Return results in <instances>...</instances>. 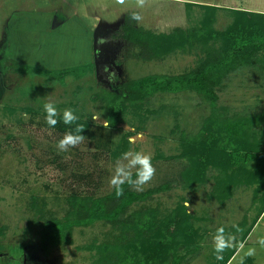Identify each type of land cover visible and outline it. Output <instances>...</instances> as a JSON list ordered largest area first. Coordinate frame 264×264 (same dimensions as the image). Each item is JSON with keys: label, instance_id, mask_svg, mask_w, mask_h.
Returning <instances> with one entry per match:
<instances>
[{"label": "rangeland", "instance_id": "1", "mask_svg": "<svg viewBox=\"0 0 264 264\" xmlns=\"http://www.w3.org/2000/svg\"><path fill=\"white\" fill-rule=\"evenodd\" d=\"M133 11L143 17L130 22L145 32L139 43L121 33ZM95 31L103 53L98 73ZM254 33L264 37V0H148L144 8L135 0H0V264H101L104 243L124 254L121 264L154 263L156 245L137 231L122 238L105 220L75 225L59 243L42 239L44 219H62L75 196L114 191L115 162L128 150L150 153L156 168L142 191L132 189H163L130 212L147 206L157 220L177 213L192 223L191 236L182 237L180 264H264V50L244 64L223 56L233 70L216 89V101L189 76L212 54L228 53L235 39ZM73 68L61 78L63 69ZM130 82L142 85V108L115 98ZM49 100L60 112L54 128L45 122ZM66 108L85 125L86 139L60 152L58 140L74 129L61 127ZM94 112L102 113L100 120L91 119ZM88 128L108 129L102 147ZM241 222H255L252 232L217 260L216 229L231 233ZM250 248L254 255H246Z\"/></svg>", "mask_w": 264, "mask_h": 264}, {"label": "trees", "instance_id": "2", "mask_svg": "<svg viewBox=\"0 0 264 264\" xmlns=\"http://www.w3.org/2000/svg\"><path fill=\"white\" fill-rule=\"evenodd\" d=\"M125 21V24L121 27L123 38L131 43H139L141 41V34L145 33L144 30L136 29L130 23V16L126 17ZM177 33L183 34V31L178 29ZM261 50H264V37L257 33L249 36L248 39H235L233 47L230 48L228 53L225 52L224 54L219 50L217 53L212 54L201 62L200 65L189 75L190 81L194 83V86L201 88L208 99L216 101L218 99L215 93L216 89L223 85V81L233 70V65H231V63L226 61L223 62V56L227 55L236 57V61L238 60L244 64L249 57L254 56ZM243 60L245 62H243ZM74 69L75 68L63 69L60 72L61 78L73 74ZM189 84L191 85L190 82ZM141 87L142 85L139 82L127 83L123 86V91L119 94L120 96H115V98L117 97L122 103L132 105L134 109L142 108L146 94L143 93ZM161 88L164 90V81L162 82ZM67 126L68 125H62L61 127L65 129ZM231 129L235 130L236 133L239 131L237 127H232ZM98 131L93 133L90 130L88 135L97 147H102L109 131L108 129H99ZM186 175H188L186 178L191 176V174ZM262 178L264 179L263 176ZM123 187L124 195L119 198L116 197L115 190L106 196L95 199L91 196H75L71 200L70 210L62 219L55 217L47 220L44 219V222L42 223V239L45 242L50 240L53 243H59L64 240L73 226L92 225L97 220H105L112 225L114 229L120 230V237L122 238H128L127 236L129 235L128 233L130 230L137 231L136 233L139 232V236L150 241L151 245H156V259L153 258L155 261L152 264H168L171 261L169 260L170 258L172 259L170 264H180L182 257L180 256L179 250L183 249L184 245L186 246V243L182 240L186 236H191L190 232L193 230L191 226L192 223H190L189 220L186 221L177 213L174 218L167 217L163 219L159 218L157 220L159 215L157 211H155L156 209H150L147 206H142L139 210L130 212V208L133 205L139 206L146 203L145 201H147L153 193H159L163 189L158 188L147 192L136 193L132 187L127 184ZM44 207L45 204H43V208ZM33 208L39 217L42 219L45 218L43 209L39 208L37 200L33 202ZM144 219L145 221H142ZM173 222L175 223L174 229L172 232H169L171 229L169 226L172 225ZM236 226L239 227L241 231L237 232L236 227H232L230 229L231 234H234L235 236L241 234V237L236 239V243L243 244L252 232L255 222L249 226L246 222H241ZM168 228L169 230H167ZM166 232L168 233L165 234ZM162 236H164V242L162 241ZM190 243H193L192 239ZM170 244L174 245L173 250L172 248H169ZM99 250L102 252L101 257L99 258L101 264H121L124 261V254H120L119 250L116 252V247L113 245L104 243V245L99 247ZM168 250L172 251L168 253ZM113 251H115V253ZM140 261L142 262V260Z\"/></svg>", "mask_w": 264, "mask_h": 264}, {"label": "clouds", "instance_id": "3", "mask_svg": "<svg viewBox=\"0 0 264 264\" xmlns=\"http://www.w3.org/2000/svg\"><path fill=\"white\" fill-rule=\"evenodd\" d=\"M115 3L123 5L126 0H115ZM148 3V0H135L137 8H144ZM130 19L136 23L141 22L143 19L139 12L133 11L130 14ZM45 115V122L49 127H55L59 122L57 117L60 116L56 104L49 100L43 104ZM102 113L94 112L91 116L93 121L100 120ZM79 117L75 114V110L72 108H66L62 113V121L65 125H74V129L66 132L61 139L58 140L56 147L60 152H67L71 148H75L82 144L86 137L82 135L85 130V125L78 123ZM106 121V120H105ZM104 127H109L107 123H104ZM156 174V168L152 163V155L144 151L128 150L121 154V157L115 162L113 174L110 178L109 184L115 190L117 198L124 195V185L127 184L130 187L142 191L144 186L149 184ZM186 206H189L186 202ZM236 227L237 232L241 231L239 227ZM213 251L217 260L223 259V253L236 246V236L231 233L225 232L224 227L216 229L212 237ZM259 243L264 247V239H260ZM255 249L250 248L246 255H254Z\"/></svg>", "mask_w": 264, "mask_h": 264}, {"label": "water", "instance_id": "4", "mask_svg": "<svg viewBox=\"0 0 264 264\" xmlns=\"http://www.w3.org/2000/svg\"><path fill=\"white\" fill-rule=\"evenodd\" d=\"M94 41H93V53H94V62L96 63V69H97V73H98V67L99 64L102 62L100 61L101 57V51L98 50V45H97V39H98V33L97 31H95L94 35H93Z\"/></svg>", "mask_w": 264, "mask_h": 264}, {"label": "flooded vegetation", "instance_id": "5", "mask_svg": "<svg viewBox=\"0 0 264 264\" xmlns=\"http://www.w3.org/2000/svg\"><path fill=\"white\" fill-rule=\"evenodd\" d=\"M101 54L103 55V53H101ZM104 60H106V58L103 57V64H106L107 62H105Z\"/></svg>", "mask_w": 264, "mask_h": 264}]
</instances>
